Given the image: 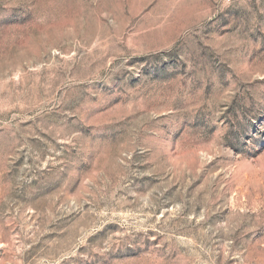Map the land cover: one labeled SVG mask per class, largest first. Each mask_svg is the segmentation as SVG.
Masks as SVG:
<instances>
[{
    "label": "rangeland",
    "instance_id": "374dc122",
    "mask_svg": "<svg viewBox=\"0 0 264 264\" xmlns=\"http://www.w3.org/2000/svg\"><path fill=\"white\" fill-rule=\"evenodd\" d=\"M0 264H264V0H0Z\"/></svg>",
    "mask_w": 264,
    "mask_h": 264
}]
</instances>
